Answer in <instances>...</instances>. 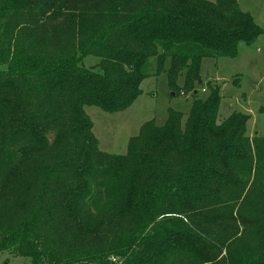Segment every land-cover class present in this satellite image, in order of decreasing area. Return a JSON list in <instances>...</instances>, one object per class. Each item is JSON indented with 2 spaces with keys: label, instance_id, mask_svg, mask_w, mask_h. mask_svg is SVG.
I'll list each match as a JSON object with an SVG mask.
<instances>
[{
  "label": "trees",
  "instance_id": "16d2710c",
  "mask_svg": "<svg viewBox=\"0 0 264 264\" xmlns=\"http://www.w3.org/2000/svg\"><path fill=\"white\" fill-rule=\"evenodd\" d=\"M262 34L238 0H0V255L264 264V137L240 111L220 121L221 86L201 78ZM162 72L192 95L187 117L102 151L85 107L124 111Z\"/></svg>",
  "mask_w": 264,
  "mask_h": 264
},
{
  "label": "rangeland",
  "instance_id": "374dc122",
  "mask_svg": "<svg viewBox=\"0 0 264 264\" xmlns=\"http://www.w3.org/2000/svg\"><path fill=\"white\" fill-rule=\"evenodd\" d=\"M243 11L249 12L262 28L263 34L252 46L239 45L236 58H206L201 67L202 81L221 86L222 100L219 120L228 118L234 111L247 114L250 136L264 137V0H238ZM93 57L85 60L94 63ZM180 86L184 77H180ZM142 94L124 111L107 112L96 105H87L85 111L93 123V132L99 148L109 154L127 153L131 137L139 134L141 126L150 120L163 125L170 109L182 112L185 118L190 112L193 97L184 91L176 94L168 84L166 72L150 75L142 82ZM174 93V94H173ZM204 93L199 92L203 97ZM25 258L12 251L0 255V264H22Z\"/></svg>",
  "mask_w": 264,
  "mask_h": 264
},
{
  "label": "water",
  "instance_id": "95a60500",
  "mask_svg": "<svg viewBox=\"0 0 264 264\" xmlns=\"http://www.w3.org/2000/svg\"><path fill=\"white\" fill-rule=\"evenodd\" d=\"M174 94V93H173Z\"/></svg>",
  "mask_w": 264,
  "mask_h": 264
}]
</instances>
